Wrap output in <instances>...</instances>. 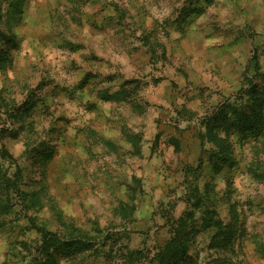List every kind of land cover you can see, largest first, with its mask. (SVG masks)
I'll list each match as a JSON object with an SVG mask.
<instances>
[{"label": "rangeland", "instance_id": "1", "mask_svg": "<svg viewBox=\"0 0 264 264\" xmlns=\"http://www.w3.org/2000/svg\"><path fill=\"white\" fill-rule=\"evenodd\" d=\"M0 28L17 41H0V96L36 102L24 119L0 112L24 128L0 134L1 181L26 196L0 195V264H35L38 227L67 222L103 242L55 264H130V251L133 264H264L261 138L235 134L232 112L258 96L264 115V0H0ZM215 137L232 158L220 170ZM208 184L235 225L218 247L193 205ZM181 219L185 253L161 262Z\"/></svg>", "mask_w": 264, "mask_h": 264}, {"label": "trees", "instance_id": "2", "mask_svg": "<svg viewBox=\"0 0 264 264\" xmlns=\"http://www.w3.org/2000/svg\"><path fill=\"white\" fill-rule=\"evenodd\" d=\"M0 41L7 42L10 41L9 44H16L17 41L12 38V36L6 34L0 28ZM11 63V55L9 52V48L1 46L0 47V70L6 68ZM253 96L255 94L253 93ZM259 100L264 102V97H259ZM258 96L253 98L251 103H247L243 105L242 103L239 105L235 104V109L232 110L233 115H235V134L246 136L251 133L253 137H257L256 139L260 143V150L264 154V115L262 111L256 112L254 110L255 104H258ZM35 99L30 97L28 100L23 102L21 105L17 106L15 102L9 99H5L2 95L0 96V112L7 116L9 119H24V115L31 111L32 107L35 105ZM247 105V106H246ZM250 105V106H248ZM253 107V108H250ZM0 113V115H1ZM263 115V116H262ZM234 124V123H233ZM34 128V127H33ZM32 128V129H33ZM21 129H24L23 126L20 125L19 128H11V127H0V134L7 130L9 131V135L17 136ZM213 129H209L210 135H212ZM214 150L210 153V159L213 163V166L220 170L224 163L232 162L230 153H229V143L228 141L223 140L219 137H215L212 139ZM45 146L43 142H41L39 147ZM40 155L42 154L46 159L53 158L55 151H53V147L45 146L40 150ZM259 177L264 178V173L258 174ZM0 177V190L1 193H7L12 188L14 190L17 189V193L20 196H25V192L20 191L17 182L11 179H7L4 177L1 181ZM213 193L214 187L209 184L206 185L203 191L198 190L197 188L193 190V199L194 207L199 209L203 215L204 224L207 227H212L215 230V235L213 236L212 243L214 247H218L228 241L231 242L234 238L233 230L235 225L230 223H225L221 218H219L217 213V199L216 197H210L208 193ZM26 199V196H25ZM28 201L33 202V205L38 206L37 200L34 198L29 199ZM34 207V206H33ZM132 207L126 203H123L117 208V212H120L123 215H130ZM192 211H187L183 216L185 219L191 218L193 216ZM234 224V223H233ZM187 225V220H179L176 227V234L171 238L167 244L163 246V248L158 252L157 257H160V261L164 262L167 259H172L173 262L180 261L182 256L184 255V244L187 243L186 237L187 232L184 230V226ZM65 230L63 232H54L47 230L45 227H38V231L40 234L39 246L37 250L39 251V255L41 256L38 259L34 258L36 261L35 264H55L56 258L60 254H81L90 250L95 249L97 244L103 242L100 240L101 237H104L103 234L98 239L97 235H94L95 232H99L101 234L102 230L99 227H96L93 231L82 229L76 226L73 222H67L63 225ZM236 230V228H235ZM184 243V244H183ZM184 252V253H183ZM130 251L128 252V257L130 258V264H133V260L136 256H141L140 252ZM135 254H137L135 256Z\"/></svg>", "mask_w": 264, "mask_h": 264}]
</instances>
